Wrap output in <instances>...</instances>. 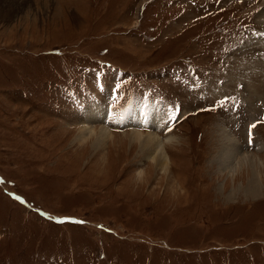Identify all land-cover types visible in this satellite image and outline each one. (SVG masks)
I'll use <instances>...</instances> for the list:
<instances>
[{"label": "rangeland", "instance_id": "obj_1", "mask_svg": "<svg viewBox=\"0 0 264 264\" xmlns=\"http://www.w3.org/2000/svg\"><path fill=\"white\" fill-rule=\"evenodd\" d=\"M11 1L0 264H264V0ZM98 106L92 128L113 134L100 149L79 139ZM138 110L176 138L168 174L131 144ZM223 130L257 160L221 172Z\"/></svg>", "mask_w": 264, "mask_h": 264}, {"label": "bare ground", "instance_id": "obj_2", "mask_svg": "<svg viewBox=\"0 0 264 264\" xmlns=\"http://www.w3.org/2000/svg\"><path fill=\"white\" fill-rule=\"evenodd\" d=\"M11 2H12L11 5L14 7V3H16L15 0ZM257 17L259 18L258 25L260 24V26L263 27L264 26V9L258 13ZM92 105L94 107L97 104L93 102ZM99 106L92 109L91 113L93 114H91V116H88V118H86L85 123H84L85 125L83 126V129H81V132H79L80 133L79 139L80 141H82V143H84L86 140H88L87 139L88 137L90 138L91 136H93L94 145L100 149L107 144V141L111 140V137H112L111 135L113 134L104 125H102V127L99 130L92 128L93 126H91V124L93 123L95 124V122L97 123L102 122V124L106 123L105 120L107 118L109 111L107 112L105 107L101 106L102 108H100ZM157 113L158 114L156 113L150 114V117L145 116V115L141 117L140 114L136 112L134 117L130 116L127 118L129 119V121L128 123L126 121V123L132 129V133L130 135L131 144L137 143L138 144L137 147L139 148L140 146L141 150L143 149V152L145 153L144 158L146 160H150L152 164L155 166V168L163 171L165 174H168L170 171L169 170L170 165H169L168 152H166V146L172 145V143H175L176 138H174L173 136L172 137L166 136L167 137L166 138V137H161L159 135L160 128L163 127L164 124L161 123L162 115L159 112ZM159 115L161 116V120H160ZM84 116H85V113L83 114V118ZM231 133L227 130L221 131L220 143H221L222 149L221 151L219 150L218 156L217 157L215 156L216 158L213 161V163L218 164L220 168L219 170L221 172L225 169H230V168H231L230 169L231 171H234L237 168H241L243 166L249 165V163H252V162L254 163L255 161L254 159L257 160L256 155L252 156L254 153L251 155H248L247 153L246 155V153L242 150V147L239 144V141L236 139L234 134L232 133L235 138L231 135ZM259 145H260L259 148L257 145L258 152L260 153L264 152V144L259 143ZM257 162L258 161H256V163ZM262 188L263 186L261 182H259V177H256V178L254 177V179H251L250 183H248L244 194L247 196L257 198L261 196L260 193H261Z\"/></svg>", "mask_w": 264, "mask_h": 264}, {"label": "snow or ice", "instance_id": "obj_3", "mask_svg": "<svg viewBox=\"0 0 264 264\" xmlns=\"http://www.w3.org/2000/svg\"><path fill=\"white\" fill-rule=\"evenodd\" d=\"M225 102H227V101H225ZM172 119H174V117H173ZM255 126H256V125H255V124H253L251 127H253V128H254Z\"/></svg>", "mask_w": 264, "mask_h": 264}]
</instances>
